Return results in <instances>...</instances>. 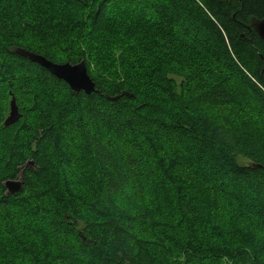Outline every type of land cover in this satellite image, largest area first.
I'll use <instances>...</instances> for the list:
<instances>
[{
    "label": "trees",
    "instance_id": "1",
    "mask_svg": "<svg viewBox=\"0 0 264 264\" xmlns=\"http://www.w3.org/2000/svg\"><path fill=\"white\" fill-rule=\"evenodd\" d=\"M144 2L0 0V118L10 91L29 98L16 122L0 125V264H264V141L254 134L264 123L252 115L264 111V40L251 27L264 0ZM17 47L84 60L95 91H72ZM141 60L158 65L144 70ZM16 61L20 80L5 77ZM143 121L158 125L155 148L166 151L153 169L171 185L152 189L158 210L150 192L120 195L139 163L118 142L132 133L146 144ZM183 133L200 139L197 158L186 157ZM195 161L212 162L222 184ZM20 174L22 190L7 194L3 183ZM5 234L22 251L32 243V257H13Z\"/></svg>",
    "mask_w": 264,
    "mask_h": 264
},
{
    "label": "rangeland",
    "instance_id": "2",
    "mask_svg": "<svg viewBox=\"0 0 264 264\" xmlns=\"http://www.w3.org/2000/svg\"><path fill=\"white\" fill-rule=\"evenodd\" d=\"M131 4L132 5H138L141 8H144V7L147 6L145 4L144 0H131ZM76 7H79V6L76 5ZM134 17H136V16L129 14V18L134 19ZM183 29H186V27H184ZM197 45L200 46V44H197ZM131 59H132L131 57H130V59L128 58V62L130 63V66L127 69L133 70L137 66L135 64H133L135 62V59H133L132 62H130ZM144 61L145 60H141V62H143V66H145V68H143L144 70H154L156 68V65H158L154 61L153 62H146V63H144ZM11 66L12 67L9 68L8 74L5 75V77L8 78L11 75H14L15 78H17V80H20V79H18V77H21L22 74H23L22 69L25 66L24 62H22V61H18L17 62L16 61V62H14V65L11 64ZM148 72L149 71H147L146 73H148ZM10 78L13 80V77L12 76ZM175 78H176V80L178 82H180V80H181L180 78H178V77H175ZM137 83H138V81L136 82V84ZM34 84H36V83H34ZM30 87H33V84H31ZM53 87L49 86V91H48V94L50 96H52V97L55 96V90H57V88L54 87L55 88L54 89ZM146 87L147 88H143V92H144V89L145 90H151L150 87H148V86H146ZM47 89L48 88L44 84H40L39 87H38V89H37V92L47 91ZM160 91H162V89H160ZM5 92H7V90H5ZM60 93L63 94V92H60ZM17 94H19L21 96H19ZM17 94H15L12 91H10V95L6 96V98H7L6 99V102H7V110H6V113L7 112H11V104H12V101L14 99L15 102H16V105L18 106L19 112L22 114L21 108H22V105L25 103L23 101H26L29 98H28V96L26 94L20 93V91H18ZM152 94H154V95L157 96V95H162L163 93H160V92L155 93V92L152 91ZM60 95H59V93L56 94V96H60ZM220 111L221 110H219V112L214 111V110H210V111L208 110V111L204 112V114L206 116H210L211 117V116L217 115V114L220 115L221 114ZM236 112H242V111L238 107V109L236 110ZM254 112L255 113H253L252 115H254V117L259 122L264 123V111H258L257 112L255 110ZM33 114H35V112H33ZM241 114H243V113H241ZM168 121H172V119H169ZM143 123L146 126V128L148 129V131H146V137H144V139L146 140L147 137L149 136V139H148V141H147L146 144H143L141 142L139 143V140H138V138L136 136L135 137H130V136H132V133H130L129 138H127L125 140L122 138V139H120L122 142H118V143H120V146L121 147L129 146L130 147V151L131 150L132 151L135 150L136 160L139 163V165L135 168V170H133L132 173L129 176L128 175L126 176L125 182L127 184L123 185V189H122V192H121L122 194H120V195H122V196H148L147 193L150 192L148 194L153 195L150 198V200H152L151 201L152 202V206L151 207L154 208V209H156V210H158L159 204H161V202H160L159 197L158 196H155L153 194L154 192H153L152 189L154 187H156V186H158V187H164V188H170L171 185H168V184H165V183H162V184L158 183L156 181V179H157L156 178V172H157V170H153V169H155V168L158 167L159 161H166L167 160V158L160 159L164 154H166V151H165L164 147H162V146L161 147L159 146L158 148H155V146H156L155 139L157 140L158 138H161L160 137L161 134L159 133V130L157 129L158 128L157 127L158 125L155 126L152 121H143ZM170 124H171V122H170ZM226 125H230V124L227 123ZM2 126H4V125H2ZM167 133H168L169 136L173 135V134H171L169 132H167ZM254 134L258 138H260L261 140L264 141V131L255 132ZM180 137H181V140H182L181 146L184 148V152L186 153V157H190V155H193V156L195 155L194 157H196L198 154H200L199 150H202L203 149V147H201L202 144H201L200 139L194 138L190 134H187V133L181 134ZM124 141H126L127 143L126 144H123ZM150 142H152L153 144H150ZM153 145H154L155 150L153 148ZM151 146H152V148H151ZM154 152H157V155L156 156H154ZM117 159H118V161H119L120 164L121 163H125V161H124V155L121 154V152H120V155L117 157ZM205 160H207V159H205ZM194 164H195L194 167L195 168L197 167L199 169V170L197 169L198 170V173L201 174L200 170H201V168H203L204 174L207 177H209L210 179H216V180L219 181L220 184H222V182H221L222 179L220 177H217L216 170H214L212 168V165H213L212 162L202 161L201 163H197L195 161ZM140 179H143V180H140ZM173 189L176 191V188L173 187ZM225 189L227 191H232L234 188H231L230 186H226ZM226 194L228 195V193H226ZM131 200H133L132 203H134L135 201H137L135 199H130V201ZM171 201H174V200H171ZM162 204H165L164 205V208L171 207V205L168 204L167 202L166 203H162ZM97 208H99V207L97 206ZM157 225L161 226V223L158 222ZM41 227L43 228V226H41ZM13 233H16V232L14 231ZM34 233L35 234H38L40 236V238L43 237V234L42 233H37V231H34ZM1 237H2V239L7 240L8 242H10L9 245H11V248H12V251L10 250L11 251L10 254H12L13 257L19 258V260L20 261L22 260V262L25 261V260H28V259H30V257H32V256H29L30 254H27L30 250H32V243H29V244L26 243L25 245L28 248L25 251H22V249L19 246L17 248L14 247V244H16L14 238L8 237V236H6V234L4 236H1ZM41 246L43 248H45V244L43 243V241H41ZM31 264H36V262H33Z\"/></svg>",
    "mask_w": 264,
    "mask_h": 264
},
{
    "label": "water",
    "instance_id": "3",
    "mask_svg": "<svg viewBox=\"0 0 264 264\" xmlns=\"http://www.w3.org/2000/svg\"><path fill=\"white\" fill-rule=\"evenodd\" d=\"M251 27L254 28V30L257 32L259 37L264 40V17L260 19L253 17L251 20ZM14 51L17 54L40 64L41 66L49 70L54 76L64 80L70 86L71 90L74 92L78 93L80 91H84L85 93L90 94L91 92L95 91L96 84L89 75L88 68L84 60L74 64L71 63L70 61L58 63V62H53L52 60L46 58L42 54L36 53L34 51L28 50L23 47H17L14 49ZM72 68L79 69L80 76L75 81L70 82L69 79L66 78V73L68 72L69 69ZM11 113H13L15 118L10 122H8L6 125H10L16 122L21 115L14 99L11 104ZM29 164H33V161L32 160L29 161ZM19 177L20 179L17 178L8 179L3 183L6 188L7 194H16L17 192L22 190L24 183V176L23 174H20Z\"/></svg>",
    "mask_w": 264,
    "mask_h": 264
},
{
    "label": "snow or ice",
    "instance_id": "4",
    "mask_svg": "<svg viewBox=\"0 0 264 264\" xmlns=\"http://www.w3.org/2000/svg\"><path fill=\"white\" fill-rule=\"evenodd\" d=\"M80 76V70L77 68H72L69 69L68 72L66 73V78L69 79V81H75L76 79H78ZM15 117L13 115V113L11 112H7L5 114V116L3 118H0V125H5L8 122H10L11 120H13ZM28 163L25 161L21 162V167H20V172L23 173L25 172V170L28 167ZM17 179H20V177L18 176Z\"/></svg>",
    "mask_w": 264,
    "mask_h": 264
}]
</instances>
